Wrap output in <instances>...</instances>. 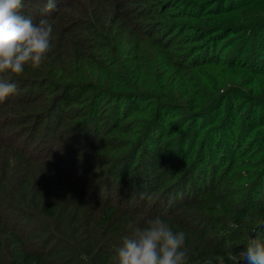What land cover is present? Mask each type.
<instances>
[{"label": "trees", "instance_id": "16d2710c", "mask_svg": "<svg viewBox=\"0 0 264 264\" xmlns=\"http://www.w3.org/2000/svg\"><path fill=\"white\" fill-rule=\"evenodd\" d=\"M140 1L56 0L45 14L47 0H23V15L53 22L52 46L0 102V264H118L124 239L157 216L185 233L187 264H245L250 239L264 241L254 230L264 221V96L207 88L200 69L213 56H186L189 16L167 6L208 7L210 18L244 4L144 0L139 12ZM262 13L250 25L264 35ZM106 44L102 59L93 51ZM257 56L249 67L264 76Z\"/></svg>", "mask_w": 264, "mask_h": 264}, {"label": "clouds", "instance_id": "9594fccd", "mask_svg": "<svg viewBox=\"0 0 264 264\" xmlns=\"http://www.w3.org/2000/svg\"><path fill=\"white\" fill-rule=\"evenodd\" d=\"M23 0H0V102L16 94L13 77L23 74L26 65L39 68L51 49L53 22L42 18L34 23L22 14ZM56 10V0H47L43 12ZM144 195V194H142ZM151 200L152 196L148 195ZM245 222L252 217H244ZM256 232L264 233V221H256ZM185 233L174 232L157 216L125 238L118 249V264H187L189 251ZM245 264H264V241L252 238L240 253Z\"/></svg>", "mask_w": 264, "mask_h": 264}, {"label": "rangeland", "instance_id": "374dc122", "mask_svg": "<svg viewBox=\"0 0 264 264\" xmlns=\"http://www.w3.org/2000/svg\"><path fill=\"white\" fill-rule=\"evenodd\" d=\"M190 1L193 4H200V3L203 4L205 2H209V1L212 2L214 0H190ZM219 1L221 0H216L214 7L209 6V11L214 9L217 10L218 8H220L218 7L219 5L221 6L224 5L223 1L221 2ZM239 2L244 5L240 7V9H237V11L231 13L230 15L225 17H216L212 15L210 16V18H206L205 17L206 15L204 13L208 7L191 8L189 10L187 4L182 5L180 4V2L177 3L176 1H171L170 4H168L167 6L168 8L172 7L171 12L173 13L179 11L182 14L192 17V19L188 17V19L190 20L189 21L190 25L188 26V29H184L185 33L183 38L184 39L189 38V40L193 43L192 50L190 49L187 52L186 56L194 55V53L196 55H200V54H204L205 52L206 54L203 56L200 55V57L197 58V61H202L204 59H208L209 57L213 56V60L203 63L202 64L203 67L200 69L201 75H203L201 79L204 82V84H206L205 86L207 88L209 83L213 84L217 82L216 84L220 86L219 87L220 89L224 87V89L221 90L220 95L221 94L226 95L228 93L229 94L228 96H232L230 95V93L235 92L233 96H255L254 94H258L256 96H264V93H260V92L253 93L257 90L264 91V76L258 75L261 70L260 69L257 70L256 68L254 69L249 67L252 64H254L250 62L251 60L250 58L252 54H258L257 56L258 59L255 60V62L256 61H259L258 63H261V61L264 62V56L260 55L262 49L264 48L263 46L264 35H262L260 31L257 33H253L252 31L253 25H250L251 20L255 21L263 15L262 12H264V0L261 1L255 0L253 3H250L249 5L248 3L250 2V0H243V1L239 0ZM149 4L150 3L148 1L147 2L144 0L140 1L139 12L144 11V9L147 8ZM157 8H160V5H158ZM223 8H227V7L225 6ZM198 18H202L204 22H207L209 24V26H217V25H221L223 27H225V25L233 26L235 28V31H229L228 29H226L224 32H217V31L213 32L210 30H205L206 27L201 28L202 24L198 21ZM137 22H142V19L137 17ZM226 22H230L231 24H224ZM238 26H240L241 29H239ZM201 30L203 32H201ZM221 33H223V35L227 33H231V34L229 37L222 39V37H219V36H223L220 35ZM164 36L166 38L167 34H165ZM248 42L250 43L248 44ZM215 43L217 45H215ZM253 48H255L254 51H251ZM99 50H101V48H97V51H93V52L99 54L101 58L102 56L105 59L108 58V46L103 51H99ZM221 53L226 54L227 57L224 58L225 61L221 60V62H219L218 60L215 59H217V57L220 56ZM236 61L239 63L241 62L246 64L245 66L233 65L236 63ZM189 62H191L190 59H188L187 63ZM235 66L239 68H236ZM197 75L198 74H195V77ZM91 82H95V79H92ZM95 94H98L96 96H100L101 94V92H99V89L96 87L94 88V95ZM6 99H8V97ZM44 103L48 106L51 104L49 101H44ZM262 106L264 105L261 104L259 107ZM259 107L253 109L254 110L253 114L255 113V110H258ZM262 110H263L262 114L261 115L258 114V116L264 118L263 107ZM1 114L2 113H0V121L2 120L3 122L5 121V118L3 120ZM106 121H108L107 117L103 120V122ZM69 122L71 123V121ZM76 127L77 126H74L73 129H75ZM16 131L19 132V129H16ZM263 133H264V129H263ZM97 155L98 154H96L95 156ZM5 158H9V155H4L3 152L0 151V160L4 161ZM94 171H98V170H94Z\"/></svg>", "mask_w": 264, "mask_h": 264}]
</instances>
